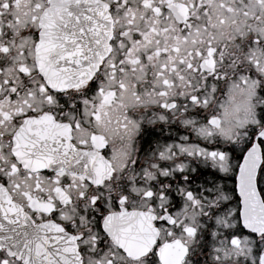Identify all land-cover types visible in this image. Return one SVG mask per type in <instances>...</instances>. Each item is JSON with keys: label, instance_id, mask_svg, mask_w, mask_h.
<instances>
[{"label": "snow or ice", "instance_id": "1", "mask_svg": "<svg viewBox=\"0 0 264 264\" xmlns=\"http://www.w3.org/2000/svg\"><path fill=\"white\" fill-rule=\"evenodd\" d=\"M0 264H264V0H0Z\"/></svg>", "mask_w": 264, "mask_h": 264}]
</instances>
